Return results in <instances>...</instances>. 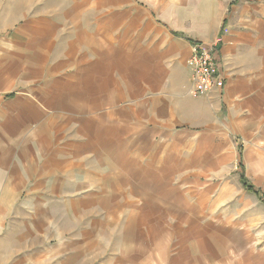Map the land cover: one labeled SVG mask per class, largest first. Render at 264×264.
<instances>
[{"label": "crops", "instance_id": "obj_1", "mask_svg": "<svg viewBox=\"0 0 264 264\" xmlns=\"http://www.w3.org/2000/svg\"><path fill=\"white\" fill-rule=\"evenodd\" d=\"M254 163L264 0H0V264H264Z\"/></svg>", "mask_w": 264, "mask_h": 264}, {"label": "built area", "instance_id": "obj_2", "mask_svg": "<svg viewBox=\"0 0 264 264\" xmlns=\"http://www.w3.org/2000/svg\"><path fill=\"white\" fill-rule=\"evenodd\" d=\"M217 43L195 42L187 62L192 69L190 94L200 96L223 86V76L217 61Z\"/></svg>", "mask_w": 264, "mask_h": 264}, {"label": "rangeland", "instance_id": "obj_3", "mask_svg": "<svg viewBox=\"0 0 264 264\" xmlns=\"http://www.w3.org/2000/svg\"><path fill=\"white\" fill-rule=\"evenodd\" d=\"M249 166V168H248V170L246 171V167H245V171H246V174H247V177H248V179H246L247 180V182L249 181V183L250 182H252L257 188H260V189H262V188H264V186L262 187L261 186V184H262V179H261V171L259 170V167H258V165L256 164V163H254L253 165H252V167L250 166V164L248 165ZM234 171H232V173H234V181H235V183L236 184H239V182H240V180L238 179L239 178V174H240V172H242V168H241V163L238 161L237 163H236V168H234L233 169ZM236 173L238 174V175H236ZM211 181H217V180H211ZM242 181H243V179H242ZM240 184L242 185V183L240 182ZM247 184V183H246ZM245 184V185H246ZM251 184V183H250ZM252 184V185H253ZM254 185H253V187H254ZM243 186V185H242ZM255 189V188H254ZM256 191V190H255ZM262 191L264 192V190L262 189ZM252 194H254V193H252ZM258 196H260V195H258ZM264 196V195H263ZM253 202H254V205L253 206H258L257 204L260 202V203H262L259 199H258V197L254 194L253 195ZM263 199V198H262ZM263 206V205H262ZM258 244L259 245V240L257 241L256 240V238H254V245L255 244Z\"/></svg>", "mask_w": 264, "mask_h": 264}, {"label": "trees", "instance_id": "obj_4", "mask_svg": "<svg viewBox=\"0 0 264 264\" xmlns=\"http://www.w3.org/2000/svg\"><path fill=\"white\" fill-rule=\"evenodd\" d=\"M242 179L244 181V183L246 184L247 182L245 181V177L242 176ZM247 185V184H246ZM248 187L251 189V190H254V187L252 185H248Z\"/></svg>", "mask_w": 264, "mask_h": 264}]
</instances>
